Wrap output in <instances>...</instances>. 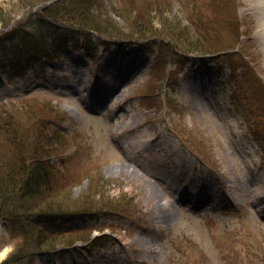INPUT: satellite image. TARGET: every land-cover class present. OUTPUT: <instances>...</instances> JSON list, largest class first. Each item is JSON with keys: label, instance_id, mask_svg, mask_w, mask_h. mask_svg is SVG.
I'll list each match as a JSON object with an SVG mask.
<instances>
[{"label": "rangeland", "instance_id": "obj_1", "mask_svg": "<svg viewBox=\"0 0 264 264\" xmlns=\"http://www.w3.org/2000/svg\"><path fill=\"white\" fill-rule=\"evenodd\" d=\"M31 1L0 0V60L8 69L0 74V140L9 143L20 124L54 134L71 206L43 225L92 231L87 243L46 251L36 264H264V64L256 42L238 33L246 26L237 24L235 2L101 1L125 31L131 26L114 13H133L141 26L206 28L217 46L240 41L228 51L181 61L158 36L144 40L146 48L118 47L121 40L74 32L63 57L45 65L46 54L19 62L4 37L34 13ZM63 28L53 22L45 30L67 34ZM240 48L260 88L242 76ZM96 97L98 113L88 108ZM85 201L92 205L73 208ZM0 223L1 264L23 233L13 218Z\"/></svg>", "mask_w": 264, "mask_h": 264}, {"label": "trees", "instance_id": "obj_2", "mask_svg": "<svg viewBox=\"0 0 264 264\" xmlns=\"http://www.w3.org/2000/svg\"><path fill=\"white\" fill-rule=\"evenodd\" d=\"M32 1L28 6L35 10L45 0ZM101 1L103 0H55L48 6L38 8L16 27L10 28L12 20L6 22L5 26L10 28L4 34L6 42L12 45L19 62L25 56L31 59L36 54H46L45 65L53 64L63 57L67 46L72 42L70 35L74 32L82 33L83 37L96 34L108 40H121L117 45L138 44L144 48V40L158 36L163 38L164 42L166 39L170 41L168 43L174 50L172 57H178L181 61L190 55L231 50L226 48L227 42L217 46L215 35L206 28L192 25L194 30L186 32L182 27L180 29L166 26L163 22H157L160 28H155V21L151 20L141 26V20L131 21L133 13L126 16L114 13L131 26L130 31H125V28L114 20L112 12L103 9ZM155 9L157 13L163 11L160 8ZM115 10L116 8L113 9ZM53 22L63 24L67 34L45 30ZM37 24L42 30H31V26ZM164 42L162 45L165 48ZM7 70L6 64L0 60V74L7 73ZM40 115L43 116L42 113ZM11 129L8 132L10 142L0 140V219L13 218L21 228L23 237L2 264H36L37 257L46 251L54 252L59 247L76 249L78 243H87L92 231L85 237V232L80 233L76 229L57 232L43 225L46 218L65 217L67 212L64 209L71 206L63 199L62 194L66 191L63 185L65 177L56 165L63 145L54 134L48 135L40 127H37L38 133L30 131L28 125L24 124L12 126ZM25 132L31 134L33 140H28V134ZM59 183L62 184L61 187ZM91 205L92 202L85 201L84 204L74 205L73 208H88Z\"/></svg>", "mask_w": 264, "mask_h": 264}, {"label": "bare ground", "instance_id": "obj_3", "mask_svg": "<svg viewBox=\"0 0 264 264\" xmlns=\"http://www.w3.org/2000/svg\"><path fill=\"white\" fill-rule=\"evenodd\" d=\"M226 2L227 0H222V2ZM235 2V6L237 9V24L238 25H245V31L240 30L238 31L239 34L254 40L256 45L258 46V53L261 57L262 63L264 64V0H233ZM245 23V24H244ZM250 32V33H249ZM254 32V33H253ZM240 44V41H235L233 44L226 46V48H234L235 44ZM238 52V56L241 60V74L242 76L246 77L251 75L252 77L247 80L248 85L251 87H261V83L259 82L258 75L253 70V67H250L249 62L245 60L243 57V53L241 51ZM245 56V54H244ZM125 77V74L123 75ZM246 87L243 84V87ZM256 93L253 94L255 102L258 101L257 94L261 92L264 94V91L260 88L256 89ZM255 92V90L253 91ZM3 227L0 223V238L2 234ZM6 251L0 252V262L5 257Z\"/></svg>", "mask_w": 264, "mask_h": 264}, {"label": "water", "instance_id": "obj_4", "mask_svg": "<svg viewBox=\"0 0 264 264\" xmlns=\"http://www.w3.org/2000/svg\"><path fill=\"white\" fill-rule=\"evenodd\" d=\"M50 3H52V1L48 2V4H47V5H49Z\"/></svg>", "mask_w": 264, "mask_h": 264}]
</instances>
